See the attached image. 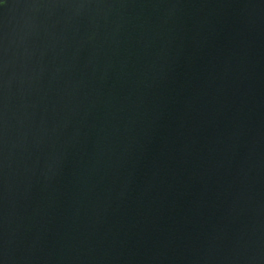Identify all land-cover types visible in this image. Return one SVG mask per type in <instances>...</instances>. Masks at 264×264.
Returning <instances> with one entry per match:
<instances>
[{
	"label": "water",
	"instance_id": "1",
	"mask_svg": "<svg viewBox=\"0 0 264 264\" xmlns=\"http://www.w3.org/2000/svg\"><path fill=\"white\" fill-rule=\"evenodd\" d=\"M0 264H264V0H0Z\"/></svg>",
	"mask_w": 264,
	"mask_h": 264
}]
</instances>
